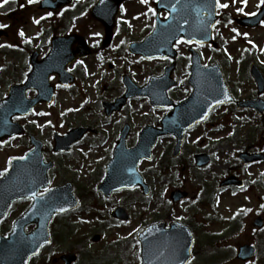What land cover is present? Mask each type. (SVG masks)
<instances>
[{
    "label": "rangeland",
    "instance_id": "1",
    "mask_svg": "<svg viewBox=\"0 0 264 264\" xmlns=\"http://www.w3.org/2000/svg\"><path fill=\"white\" fill-rule=\"evenodd\" d=\"M23 9L25 8L23 7ZM31 12L30 15L25 10L22 15L18 16L16 23L9 20L7 15H1L0 20L9 30L14 27L18 32L22 29L31 35L36 31V26L33 23L38 16V13L34 12V8H31ZM88 19L89 14L85 12V14L72 19L71 23H86ZM254 34L261 40L264 37V30H257ZM223 35L226 40H230L232 33L224 32ZM24 38L19 36L15 39L21 41ZM13 40L14 37L1 38L0 45H10ZM2 48L0 49L2 50ZM225 50L227 56L236 55L235 44L232 41L229 42ZM26 62L27 56L22 57L20 54L15 57L0 55V92L2 96L6 94L9 85L15 80L19 82L23 79L28 68ZM82 65L87 69V71L85 70L88 75L86 83L89 82L88 85H85L84 92L80 95H71L66 91L58 90L54 105L38 107V111L31 118L25 119L24 123H36L38 132L49 138V146H52L51 137L55 130L64 133L83 120L94 125V128L98 130L97 133H90L83 144L77 145L70 153L58 157L57 161L60 164L53 171L52 180L53 185L67 180L72 181L77 193L83 194L84 197L88 196L85 202H91V206L99 204L106 213V217L101 219L104 222L97 219H90L88 222L76 221L78 230L74 237L63 242L57 241L47 251H43L32 264H42L44 261L48 264H62L56 260L61 253L65 250L71 251V249L81 250L82 247L91 254L84 252L85 250L80 252L78 264H96L94 257L98 256L101 257L100 261L104 260L102 264H139L140 243L137 240V235L140 231L146 225L158 220L179 219L190 223L194 228L195 249L198 250V256L192 264H203L204 252L207 254L219 253L220 258L224 259L222 264H264V252L249 263H243L233 256L238 247L244 243L264 244L260 242V237L264 235V232H257V228L253 226V220L257 215L264 217V204L259 200L264 196V188L254 185L259 180L260 174L263 173L264 166L256 165L244 171L242 177L247 179L249 185L243 191L219 193V190L216 189L220 179L235 166L237 151L251 145L250 140L252 137H256L257 128L263 125L261 120L255 117L256 127H242L238 140L233 138L234 129H230V138L222 140L214 153L213 162L204 167V170L192 168L194 159L191 154L174 159L171 155L173 139L165 137L154 148L153 159L145 160L139 166V169L149 179L153 192L146 196L142 190L119 191L106 197L98 191L97 187L104 178L105 165L109 160L110 141L108 135L111 133L112 127L106 124L109 122L106 120L104 111L100 109L101 97L105 95V91L98 88V83L106 75L111 78V70L108 62L101 61L95 56L87 58ZM96 78L97 82H95ZM233 79H236L234 74ZM95 83L97 84L95 85ZM106 96L109 94L107 93ZM41 112H44L43 118L39 120ZM123 113L132 117V123L136 126L141 119L144 117L147 119V115L151 113L154 114L150 120L148 119L151 122L157 123L158 119L161 120L163 116L162 113L158 114L156 111L150 110L147 107V102L140 100L133 101L127 111ZM202 131V128H196L187 134L188 143L191 146H195L194 141L200 140V137L196 136H200ZM134 132L136 133V130ZM21 142L22 140L19 139L0 145V172L4 173L8 168L7 162L11 155L23 153ZM130 144L134 145L135 143ZM46 155L52 157L50 152ZM165 165H168V168L164 169ZM203 181L206 190H210V196H207L208 193L205 191L203 195L201 194L205 190L201 187ZM176 187L188 191L189 197L186 201L172 203L170 193ZM201 199H203L202 201L206 199V201L203 203ZM25 206L19 204L14 207L0 224V233L9 232L13 221L23 212ZM117 206L127 209L130 214L128 221L114 220L110 217V211ZM76 216L70 214L61 218L62 225L67 223V219H77ZM97 233L101 235L99 242H83ZM213 239H219V241L209 246V242ZM219 247L225 248L221 250Z\"/></svg>",
    "mask_w": 264,
    "mask_h": 264
},
{
    "label": "flooded vegetation",
    "instance_id": "2",
    "mask_svg": "<svg viewBox=\"0 0 264 264\" xmlns=\"http://www.w3.org/2000/svg\"><path fill=\"white\" fill-rule=\"evenodd\" d=\"M98 1L71 0L67 5L49 9L42 7L43 0H35L33 3H29L28 0H9L11 2L9 20L13 23H16L18 16L22 15L25 10L31 15V8H34V12L38 13L35 20H40L39 24H34L36 31L31 35H28L23 30L25 33L23 37L25 38L21 41L15 39L20 36L19 32L21 29L19 32L14 27L10 30L5 29L6 37L4 38L14 37L10 45H15V47H9L7 51L5 50V53L9 55H5L4 57H15L17 54H20L22 57L27 56L26 63H28V68L24 73L23 79L19 82L15 80L12 84L24 83L32 73L34 54L37 55L38 59L45 58L54 38L70 34L76 35V41L71 45L72 51H76L80 37L83 36L90 47V57L95 56V58L109 63L111 78L106 75L98 83V88L101 91H105V95L101 97L100 102V109L104 111L105 115L104 101L116 102L119 97L127 92L129 84L145 85L151 76H160L165 72L166 68L170 67L172 83L167 90V94L173 102L171 106L166 108L156 107L151 102L150 97L145 95L129 99L120 110L112 112L110 116H106V120L109 122L106 124L112 127V131L108 135V140L110 141L108 156L110 159L114 154L115 145L119 142L124 131H126L125 143L128 147H131L130 143H136L139 140L141 132L147 125L152 127L160 126V119H158L157 123L148 121V119L150 120L154 116L153 113L147 115V119L146 117L141 119L137 126L132 123V117L123 112L127 111L133 101H145L150 110L156 111L158 114H166L173 110L175 105L180 104L186 99L193 98L192 59L193 50L195 49L198 51L203 66L204 64L209 65L213 63H218L221 66L234 101L228 104L217 105L212 109L206 120L194 127V129L198 127L203 129L201 135L196 136L200 137V140L194 141L195 146H191L188 143L189 137L186 135L181 157H184L186 154H191L194 157L197 153L207 152L213 158L222 140L230 138V129H234L232 133L233 138L238 140L242 127L251 126L252 122V127L256 125L257 120L255 117L259 118L261 123H263L261 129L259 128L260 133L256 139L252 137L250 146L239 149L238 153L242 151L264 153V113L257 115L255 107L240 106V103L252 102L255 105L258 103L256 101L264 100V37L259 40L255 37L256 34H254L257 30H264V14L259 19V22L253 18V16L263 10V5L259 4V0H247L246 5L240 3V0H236L235 3H232V0H220V3H228L229 7L219 8L217 6L216 14L213 17L208 15L207 8L204 9V0H159V2L158 0H149L148 4L142 3L141 0H122L119 2L117 0H103L99 4L100 7L97 11L99 18H96L93 10ZM72 5L75 6L73 7ZM121 5L126 11L121 10ZM173 6L176 9L175 11H173ZM149 8H154L156 10L155 14L149 11ZM238 8H243V12L237 11ZM177 11L179 12V16H176ZM85 12L89 14V19L86 20V23H71L72 19L82 15V13L85 14ZM48 13H52V15L48 16ZM252 13L255 14L252 15ZM169 16L172 17V22L180 24L185 28L187 27L185 29L187 32L183 36L176 33L177 28L175 25L172 26L174 30L170 32L169 37L172 38L174 51L170 52L169 56L165 58H146L141 54L135 53L133 48L143 42L157 26L165 28L164 22ZM42 17L43 19H41ZM216 21H219V23H216ZM0 24H2L1 21ZM212 24H215V27L212 28V41L209 44H204V30ZM224 32L232 33L230 40L235 37L233 42L236 47V55H232L230 58L224 55L222 51L223 46L229 43L223 35ZM93 33H100L101 35L94 36ZM121 41H124V43H121ZM196 41H200V43H196ZM205 49H215V51L210 55ZM216 52L217 55H215ZM86 59H76L69 66L71 73L75 77L74 83L70 86L62 85L57 75H51L52 86L55 91L62 90L71 95H80L84 92L85 85L89 84V82L86 83L88 75L85 73L86 68L79 62H84ZM256 67L262 75L259 81L254 75L257 72ZM234 70L236 71L234 72ZM233 74L236 76V79H233ZM95 82H97V78ZM31 87L35 88H28L26 91L29 98H33L38 94L37 86ZM107 93L109 96H106ZM199 99L204 104V96H201ZM115 118L116 120L114 121ZM15 119L22 121L24 118ZM76 126L90 128L86 133V137L81 142L85 141L90 133L98 132L92 123L85 120L78 122ZM23 127L24 132L18 138L25 141L28 145H30L32 135L44 139V142L48 141L49 138L44 137L41 132H38V128L34 129L32 123H26ZM135 130L136 133L134 132ZM48 152L52 153V157L48 156L47 159L53 160L57 164L56 155L59 157L61 154L54 152V150H49ZM260 163L264 166V160ZM254 165L257 164L251 166ZM248 166L250 165L246 166L240 160H237L235 166L227 174L244 173ZM202 169L204 170V167ZM202 179L204 180V176ZM259 185L264 188L263 176L260 179ZM235 254L233 253L234 256ZM204 256L205 258L202 262L205 261V263L203 264H222L224 262V259L220 258L219 253L207 254L204 252Z\"/></svg>",
    "mask_w": 264,
    "mask_h": 264
},
{
    "label": "water",
    "instance_id": "3",
    "mask_svg": "<svg viewBox=\"0 0 264 264\" xmlns=\"http://www.w3.org/2000/svg\"><path fill=\"white\" fill-rule=\"evenodd\" d=\"M82 54H86L82 52ZM62 58V61H61ZM73 58V56L66 55L59 51L58 47H54L50 56L42 63L48 71H46V79L51 72H59L63 77V71L65 70L66 64ZM61 61V62H60ZM42 65L35 69V73L43 75ZM24 88V87H23ZM11 94V91L10 93ZM48 95L44 98H49ZM36 100L31 103V106L36 104ZM30 108V107H29ZM28 109L23 111V109H17L14 104V97L8 98L1 102L0 113L4 114V117L10 119V117L15 112H28ZM118 108V107H117ZM178 113H170L163 119V129L158 132L152 133L149 137L147 135L144 137L142 134L141 141L135 148L127 150L124 144V134L121 141L116 149V156L114 160L109 164L108 175L105 182L101 185L100 190L110 195L112 191L120 189L123 187H134L136 185L142 184L143 179L137 171V166L141 159L144 157L151 158V149L154 146L158 136L164 133H174L177 135L179 142L177 148L174 152L176 156L180 152L181 141L183 138V131L186 127L194 121L193 116H182L180 115V120L178 123L176 119L178 118ZM190 114H199L197 112H190ZM178 118V119H179ZM9 122L0 121V138L14 133V131L9 130ZM84 128H76L71 130L65 136H57V150H69L71 145L78 141L85 133ZM144 137V138H143ZM145 140V141H143ZM37 163L34 164V173L38 174L40 181H43L46 177V170L49 165H44L42 161L41 146H39L32 155L29 157ZM201 160L203 156H200ZM207 162V161H205ZM201 164V163H200ZM11 173L7 175L5 179L2 180L3 187L0 189V217L3 216L7 210L9 203L20 197L36 194L37 189H29L26 184H22L19 189L14 188L9 181ZM236 182L228 180L224 185L235 184ZM241 184V183H240ZM185 193L180 191H175L172 193V199L174 201L181 200L185 197ZM78 204L76 198L72 194V187L70 184L63 188L50 191L47 195L40 198L35 203L36 209L39 211V219H34L37 224V228L30 234L25 233V227L32 223L30 218V212L25 213L16 223L10 238L0 239V264H26L29 257L37 253L40 247L49 241L48 226L49 222L55 212L59 211L60 208H64L65 211L76 207ZM35 209V210H36ZM113 216L116 218L127 219L128 215L125 213L123 208H118L113 212ZM262 221L257 220L256 225L262 226ZM99 237H95L94 240H98ZM139 239L142 242L143 255L146 264H173L171 262L172 257L178 249L183 255V263L190 257V249L193 244V236L187 226L181 223H172L170 229L165 228V223H159L157 225L147 228L140 236ZM251 246H244L241 248L243 255L247 256L252 254L250 252ZM252 249V248H251ZM62 259L66 264H72L76 261L77 256L74 254H67L62 256Z\"/></svg>",
    "mask_w": 264,
    "mask_h": 264
},
{
    "label": "snow or ice",
    "instance_id": "4",
    "mask_svg": "<svg viewBox=\"0 0 264 264\" xmlns=\"http://www.w3.org/2000/svg\"><path fill=\"white\" fill-rule=\"evenodd\" d=\"M28 2L29 3H33V2H35V0H28ZM141 2L142 3H144V4H148L149 3V0H141ZM158 2H159V0H158ZM236 2V0H232V3H235ZM9 3V0H0V7H3L4 5H6V4H8ZM240 3H242V4H244V5H246L247 4V0H240ZM259 4L260 5H264V0H259ZM216 5L219 7V8H227V7H229V4L228 3H220V0H216ZM73 7L75 6V5H72ZM165 7H167V5H165ZM121 10L122 11H126V9H124L123 8V6L121 5ZM176 9H175V7L173 6V11H175ZM243 8H238L237 9V11H239V12H243ZM149 11H151V12H153L154 14H155V9L154 8H149ZM83 14V13H82ZM255 13H252V15H254ZM48 16H51L52 15V13H48L47 14ZM41 19H43V17L41 18ZM34 22L35 23H37V24H39L40 23V20H34ZM216 23H219V21H216ZM3 27H6V25H3V24H0V28H3ZM211 27H215V24H212L211 25ZM235 31V30H234ZM19 35L20 36H24L25 35V33H24V31L21 29L20 30V32H19ZM93 35L94 36H100L101 34L100 33H93ZM244 35H247V34H244ZM182 39V38H181ZM233 39H235V37H233ZM26 42H28V41H26ZM189 42H191V41H189ZM121 43H124V41H121ZM196 43H200V41H196ZM250 43H251V41H250ZM4 46H7V47H15V45H0V47H4ZM118 47V46H117ZM230 58V57H229ZM79 63H83V61H80ZM217 103L219 104V103H222V101H217ZM49 123H51L50 121H49ZM7 171V169H5V172ZM4 173L3 172H0V176H2ZM50 183V182H49ZM45 191H47V189L45 190ZM41 197H43V193H41ZM36 198V194L35 193H33V199H35ZM59 211H65V209L64 208H60L59 209ZM250 211V210H249Z\"/></svg>",
    "mask_w": 264,
    "mask_h": 264
},
{
    "label": "trees",
    "instance_id": "5",
    "mask_svg": "<svg viewBox=\"0 0 264 264\" xmlns=\"http://www.w3.org/2000/svg\"><path fill=\"white\" fill-rule=\"evenodd\" d=\"M70 234H72V231L69 232V235H70ZM56 237H57V235H56Z\"/></svg>",
    "mask_w": 264,
    "mask_h": 264
}]
</instances>
